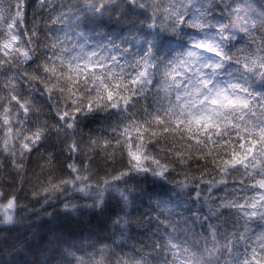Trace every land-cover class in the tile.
<instances>
[{
    "label": "snow or ice",
    "instance_id": "6c2138e0",
    "mask_svg": "<svg viewBox=\"0 0 264 264\" xmlns=\"http://www.w3.org/2000/svg\"><path fill=\"white\" fill-rule=\"evenodd\" d=\"M22 254L264 264V0H0V264Z\"/></svg>",
    "mask_w": 264,
    "mask_h": 264
},
{
    "label": "trees",
    "instance_id": "16d2710c",
    "mask_svg": "<svg viewBox=\"0 0 264 264\" xmlns=\"http://www.w3.org/2000/svg\"><path fill=\"white\" fill-rule=\"evenodd\" d=\"M257 2H261V0H257ZM31 10H29L30 14ZM35 167V165H33ZM30 190H31V185L30 184H25V195L21 198V203L26 205L30 211H40L41 210V205L34 200L31 195H30ZM49 211H52L51 208H49ZM42 219H46V217H42ZM20 260L21 264H30L31 261L35 260L36 257L34 255L30 254H22L20 257H18Z\"/></svg>",
    "mask_w": 264,
    "mask_h": 264
}]
</instances>
